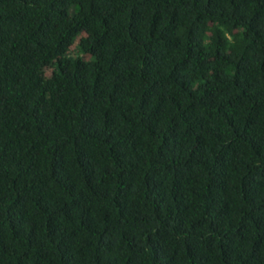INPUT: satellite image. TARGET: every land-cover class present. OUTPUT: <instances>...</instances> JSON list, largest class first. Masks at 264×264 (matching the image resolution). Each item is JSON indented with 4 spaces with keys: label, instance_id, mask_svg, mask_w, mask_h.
Instances as JSON below:
<instances>
[{
    "label": "trees",
    "instance_id": "trees-1",
    "mask_svg": "<svg viewBox=\"0 0 264 264\" xmlns=\"http://www.w3.org/2000/svg\"><path fill=\"white\" fill-rule=\"evenodd\" d=\"M0 264H264V0H0Z\"/></svg>",
    "mask_w": 264,
    "mask_h": 264
}]
</instances>
